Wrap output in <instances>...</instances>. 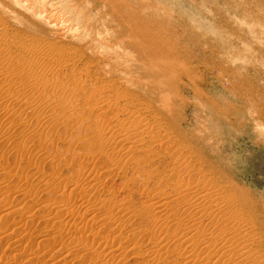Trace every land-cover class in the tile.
<instances>
[{"label":"bare ground","instance_id":"1","mask_svg":"<svg viewBox=\"0 0 264 264\" xmlns=\"http://www.w3.org/2000/svg\"><path fill=\"white\" fill-rule=\"evenodd\" d=\"M8 25L0 18V53L12 56L0 64L1 104L9 108L24 102L34 115L46 114L49 106L63 107L34 123L24 116L0 124V143L16 150L17 161L32 163V157L18 152L36 146L56 170L50 176L35 172L42 184L34 194L44 192L47 199L24 193L34 208L11 207L0 198V210L10 207L5 208L9 222L0 228V244L5 242L0 264H10L19 254L25 256L21 263L44 260L48 253L41 245L53 253L44 264H69L70 257L82 264H264V224L248 197L209 172L172 124L163 95L167 83L152 71L156 59L142 44L144 30L124 34L136 37L124 40V53L118 55L125 66L118 70L109 62L99 73L95 61L86 63L83 50L24 37ZM147 71L150 82L142 78ZM121 74L124 87L111 79ZM116 179L120 190L111 193H124L122 201L99 199L104 183ZM136 192L140 200L130 205ZM42 222L46 229L36 233L31 226Z\"/></svg>","mask_w":264,"mask_h":264},{"label":"rangeland","instance_id":"2","mask_svg":"<svg viewBox=\"0 0 264 264\" xmlns=\"http://www.w3.org/2000/svg\"><path fill=\"white\" fill-rule=\"evenodd\" d=\"M0 18L13 33L42 37L66 49L83 50L91 60L86 63L95 61L99 73L104 72L109 62L118 70L125 66L126 60L118 55L124 53V40L136 41V37L133 34L124 37V34L144 30L146 41L142 44L156 59L152 71L164 75L167 83L163 95L168 99L167 114L172 124L209 172L248 197L257 221L264 224V0H0ZM11 57L0 53V64ZM13 59L17 63L21 55ZM22 69L13 71V75L21 70L24 73L25 68ZM123 78L124 74L111 77L124 87ZM142 78L146 82L153 80L149 71ZM130 84L129 81L127 87ZM62 107L49 106L44 108L46 114L34 115L28 114L32 111L26 109L24 102L9 108L0 102V124L7 123L10 120L7 117H22L20 121H23L24 116L34 123L36 117H51L49 111H59ZM15 110L27 111L20 114ZM31 148L25 147L26 151L21 149L18 153L32 157L36 165L17 161L16 150L0 143V198L7 199L6 203L11 201L13 205L7 203L11 207L34 208L26 203V192H33L35 200L47 199L44 192L35 195L42 184L40 176L43 171L50 176L56 170L46 160V154L36 146ZM37 171H42L40 176L35 174ZM120 183V179L104 183L98 198L122 201L124 193L116 197L111 193L120 190ZM131 194L130 205L140 200L138 192ZM5 208L0 210L1 229L9 222ZM38 225L31 226L36 227V233L43 232L47 226L45 222ZM94 227H100V223ZM44 246L41 245V252L45 250L50 257L53 253L46 252L48 248ZM47 256L45 259L49 261L51 257ZM24 258L19 254L10 264H29L21 263ZM45 259L36 263L44 264ZM70 259L69 264H82L81 259Z\"/></svg>","mask_w":264,"mask_h":264}]
</instances>
